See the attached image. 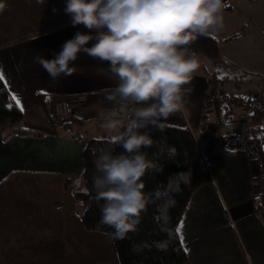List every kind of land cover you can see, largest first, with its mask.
<instances>
[{"label": "crops", "instance_id": "0c3cea01", "mask_svg": "<svg viewBox=\"0 0 264 264\" xmlns=\"http://www.w3.org/2000/svg\"><path fill=\"white\" fill-rule=\"evenodd\" d=\"M228 2L223 0L224 5ZM0 3L5 5L0 12L2 80L15 102L19 100L22 125L34 133L10 138L0 134V264H119L111 236L86 229L80 219L73 193L81 185L62 192L49 190L47 185L80 174V153L89 139L119 133L120 129L107 133L99 119L112 105L106 97L116 79L106 62L83 52L75 61V73L57 80L36 62L38 56L53 58L77 31H87L82 25L72 26L64 11L66 0ZM249 3L252 0H235L230 9L224 7L223 26L209 33L218 40L221 55L230 61L222 52V43L228 34L244 29L234 15ZM19 29L21 32L13 35ZM196 58L200 67L187 86L192 91L184 106L161 121L192 131L213 176L211 182L193 191L177 227L186 264H264V207L257 198L256 162L225 141L242 133L259 137L263 121L254 123L238 105L227 111L218 103L207 115L202 114L212 90L264 96V81L254 76L211 86L207 79L215 70L213 62ZM38 93L48 96L47 110ZM63 98L73 103L71 116L58 111L56 104ZM209 137L220 143L209 141Z\"/></svg>", "mask_w": 264, "mask_h": 264}, {"label": "clouds", "instance_id": "9594fccd", "mask_svg": "<svg viewBox=\"0 0 264 264\" xmlns=\"http://www.w3.org/2000/svg\"><path fill=\"white\" fill-rule=\"evenodd\" d=\"M224 6L223 0H66L72 26L87 31H77L53 58H35L57 80L75 73L83 52L106 62L116 79L106 97L115 107L99 119L109 134L123 128L115 140L124 151L99 155L93 178L96 198L104 202L101 223L116 237L139 223L146 205L141 177L155 164L141 149L153 143L150 126L184 106L200 67L188 46L223 26ZM4 8L0 3V12Z\"/></svg>", "mask_w": 264, "mask_h": 264}, {"label": "trees", "instance_id": "16d2710c", "mask_svg": "<svg viewBox=\"0 0 264 264\" xmlns=\"http://www.w3.org/2000/svg\"><path fill=\"white\" fill-rule=\"evenodd\" d=\"M234 1L229 0L224 7L230 9ZM237 32L228 34L224 40L238 39L240 33ZM188 48L196 57H205L212 62L222 57L218 40L209 34L198 36ZM215 71L208 74L207 82L211 86H218L227 80L215 75ZM37 97L47 110L48 96L38 93ZM48 117L54 129L55 122L50 115ZM252 117L254 123L261 124L264 114L257 112ZM22 120L21 108L3 80H0V134L5 138L17 134L34 135L22 125ZM150 127L153 143L142 147L141 151L146 153L147 159L155 167L146 170L141 177L146 205L140 214L139 223L122 238L114 236V229L101 223V205L104 202L97 200L93 187V178L98 174L94 161L105 152L118 155L124 151L115 137L111 136L91 138L81 150V187L73 193L75 208L86 229L111 236L119 264H186L187 256L177 227L193 191L211 182L213 176L197 139L189 128L161 122L160 126ZM141 131L149 130L146 128ZM254 143L264 158L263 141L255 139Z\"/></svg>", "mask_w": 264, "mask_h": 264}, {"label": "rangeland", "instance_id": "374dc122", "mask_svg": "<svg viewBox=\"0 0 264 264\" xmlns=\"http://www.w3.org/2000/svg\"><path fill=\"white\" fill-rule=\"evenodd\" d=\"M252 2L249 3L248 7L238 10L234 15L244 28L237 30V33H240L238 41L236 40L237 43H230L231 40L228 42L225 40L222 43V52L227 55L226 57H230L231 61L224 58L223 55L217 61H213V68L216 70L215 75L218 77L234 81L259 77L264 81V0H252ZM11 24L16 27L15 23ZM17 27L21 28V25L17 24ZM20 32L21 29L16 30L13 35ZM68 176L61 184L56 182L47 184L50 186L49 190L56 192L72 191L75 185H81L79 175L73 174L70 178Z\"/></svg>", "mask_w": 264, "mask_h": 264}, {"label": "built area", "instance_id": "2783aa9c", "mask_svg": "<svg viewBox=\"0 0 264 264\" xmlns=\"http://www.w3.org/2000/svg\"><path fill=\"white\" fill-rule=\"evenodd\" d=\"M264 96L260 93H242L239 91L226 92L212 90L206 96L205 106L203 108L202 114L207 115L209 110L217 103L223 104L225 110H231L235 105L242 106L246 109L247 113L251 116L257 112H262L264 114ZM57 108L62 116H71L74 112L73 103L70 99L63 98L58 100ZM115 107L112 105L109 111ZM134 107V105H133ZM264 124V119H263ZM260 140L264 143V128L261 130L259 137L249 136L247 133L238 134L236 136L228 137L225 141L226 143L233 147L239 148L242 152L249 158H254L256 162V180H257V198L259 199V206L264 207V158L261 156L257 145L254 140ZM215 144H219L220 141L216 138H208Z\"/></svg>", "mask_w": 264, "mask_h": 264}, {"label": "snow or ice", "instance_id": "6c2138e0", "mask_svg": "<svg viewBox=\"0 0 264 264\" xmlns=\"http://www.w3.org/2000/svg\"><path fill=\"white\" fill-rule=\"evenodd\" d=\"M4 78V75H3V73H2V71H0V80H2ZM14 99H16V97L14 96ZM17 104H19V100L17 99ZM21 110H23L22 109V107H21ZM115 139V138H114ZM181 228H182V224H181ZM180 231V228H178L177 229V232H179ZM183 238L181 237V240H182Z\"/></svg>", "mask_w": 264, "mask_h": 264}]
</instances>
